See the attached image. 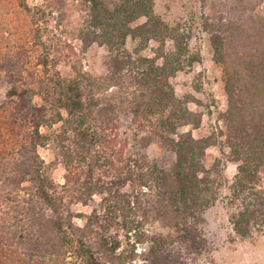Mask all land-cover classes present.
<instances>
[{
  "label": "trees",
  "instance_id": "trees-1",
  "mask_svg": "<svg viewBox=\"0 0 264 264\" xmlns=\"http://www.w3.org/2000/svg\"><path fill=\"white\" fill-rule=\"evenodd\" d=\"M15 1L34 59L25 75L13 65L17 76L7 92L29 126L8 178L17 199L1 222L19 264H133L138 246L155 264H180L182 255L196 258L206 250L203 215L222 199L236 237L264 233V15L255 13L256 4L233 0L238 19H227L223 30L203 21L212 59L222 66L227 106L217 117L221 127L195 138L191 131L201 127L203 114L189 105L200 102L178 97L171 79L199 63L200 55L191 47V31L163 21L154 0H71L82 8L71 37L82 54L101 49L106 71L93 76L72 61L68 77L58 70L54 41L66 0ZM239 40L252 45L229 67L226 48ZM121 110L147 135L121 138ZM50 143L65 171L60 189L53 163L38 154ZM150 144L171 154L167 168L148 159ZM211 146L236 166L223 198L222 161L205 165ZM95 196L100 201L90 214L70 210ZM154 226L158 231L146 229Z\"/></svg>",
  "mask_w": 264,
  "mask_h": 264
},
{
  "label": "rangeland",
  "instance_id": "rangeland-1",
  "mask_svg": "<svg viewBox=\"0 0 264 264\" xmlns=\"http://www.w3.org/2000/svg\"><path fill=\"white\" fill-rule=\"evenodd\" d=\"M29 6L40 5L42 0H25ZM249 4L257 5L256 14L264 15V0H247ZM236 7L233 0H154V12L166 23L179 25L189 29L192 35L191 47L199 52V63L187 71L178 73L171 83L175 93L182 98L191 95L200 105L190 104L192 111L201 112V127L192 130L195 138L205 137L221 127L217 121L218 114L226 109L227 99L223 91L222 66L212 59L210 46L203 25L204 19L212 27L224 29L227 19L236 21L238 15L232 9ZM62 27L54 33V41L57 44L59 55L58 70L68 77L70 75L69 64L78 61L83 70L93 76H103L106 68L104 65V53L97 47H92L84 54L79 51V43L71 35L81 22L82 8L71 0H66L62 9ZM251 23L246 25L247 31ZM73 46V53L68 49ZM250 42L244 40L229 43L227 46L226 65L237 66L239 51L251 47ZM167 49H171V43L167 42ZM33 48L30 43L29 29L23 16L19 14L15 0H0V264H19L18 250L10 236L1 226L3 219L12 215L11 207L16 200L15 192H10L8 178L12 175L13 161L21 147L26 146L29 133L27 119L20 109L15 98L7 97L14 80L16 71L22 69L25 75L33 70ZM72 56V58H70ZM35 104L39 100H33ZM217 125V126H216ZM189 127L181 129L188 131ZM216 131V130H215ZM119 135L123 139L132 141L134 138L147 135L145 128H139L132 120L131 115L121 110L119 113ZM39 156L46 162H52V177L58 189L64 184V168L57 158V149L53 143L38 149ZM148 159L155 162L161 168H167L172 156L162 152L155 144H150L145 149ZM219 158L223 164V176L226 180L221 190V197L228 193L227 187L235 172V164L229 162L225 152L220 153L218 147L211 146L206 150L205 165L209 167L213 159ZM98 197H93L88 205H72L73 213L88 215L93 209H97ZM228 209L224 199L219 200L208 209L203 217V237L206 250L196 258H187L182 255L180 264H264V233L253 236L250 239H240L234 235L228 222ZM76 223L80 224L78 219ZM148 231L155 232L158 229L147 227ZM137 258L133 264H155L143 246L136 248ZM181 255V254H180Z\"/></svg>",
  "mask_w": 264,
  "mask_h": 264
}]
</instances>
